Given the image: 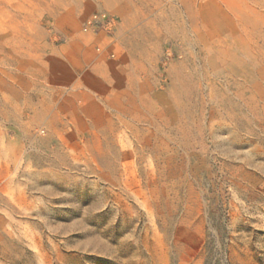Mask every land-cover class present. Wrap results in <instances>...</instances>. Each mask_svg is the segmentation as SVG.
<instances>
[{"label":"rangeland","instance_id":"374dc122","mask_svg":"<svg viewBox=\"0 0 264 264\" xmlns=\"http://www.w3.org/2000/svg\"><path fill=\"white\" fill-rule=\"evenodd\" d=\"M0 264H264V0H0Z\"/></svg>","mask_w":264,"mask_h":264},{"label":"built area","instance_id":"2783aa9c","mask_svg":"<svg viewBox=\"0 0 264 264\" xmlns=\"http://www.w3.org/2000/svg\"><path fill=\"white\" fill-rule=\"evenodd\" d=\"M118 27L116 18L107 12L100 11L90 17L82 28L84 33H91L93 30L106 29L115 30Z\"/></svg>","mask_w":264,"mask_h":264}]
</instances>
